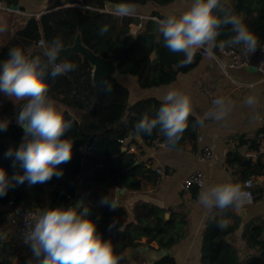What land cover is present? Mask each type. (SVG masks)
Wrapping results in <instances>:
<instances>
[{
  "label": "trees",
  "instance_id": "1",
  "mask_svg": "<svg viewBox=\"0 0 264 264\" xmlns=\"http://www.w3.org/2000/svg\"><path fill=\"white\" fill-rule=\"evenodd\" d=\"M174 0H126L134 6H145L149 3L157 6L170 5ZM6 7L18 6L20 0H0ZM107 2L118 4L122 0H60L47 6L48 31L53 35L76 34L79 31L83 43L104 59H112L117 67V76L137 78L140 89H151L172 83L179 73H186L200 58L180 65L184 59L182 53H173L164 46V39L159 30V21L165 16L154 12L152 17L157 21L147 20L142 30L135 36L130 34V26L140 20L131 16H117L106 12ZM225 9L237 16L249 17L244 23L258 38V44H264V0H232ZM65 6H73L65 8ZM223 15L222 12L219 13ZM107 26L103 35L100 29ZM234 33L231 26L221 30L219 41L229 39ZM41 40L39 21L31 17L26 26L18 31L8 45L0 51V62L8 57L9 49L20 47L25 55L40 56L46 60L44 53L38 50ZM65 62L74 64L75 70L55 78L46 77L48 92L53 99L62 96V103L77 115L68 111L62 112L71 127L65 133L73 140L72 157L67 163L57 166L63 170L62 177H53L49 182L29 186L27 181L11 188L6 196L0 197V264H14L20 250L13 241L6 240L3 233L4 213L12 202L13 207L32 211L47 207L63 206L69 201H82L91 210V218L97 224V231L106 240H111L114 254L119 258L127 251L141 246L140 239L146 244L157 242L160 250L169 251L184 235L185 216L170 212L166 219V210L150 204L136 205L129 212L121 205L112 207L101 205L99 201L105 195L114 202L116 189L139 191L142 179L150 173L142 164H137L133 152L122 151L134 144L141 147L130 136L132 134L143 140L142 144L150 145L158 140L171 149H179L186 139H195L200 126L199 120L189 115L188 127L179 142L172 146L167 144L159 128L148 134L137 135L135 125L144 117L155 118L161 106L160 101L143 99L132 106L128 104V90L119 83L117 76L100 80L96 85L91 82V68L82 63L76 55L69 56ZM61 63H63L61 61ZM48 71H51L49 66ZM111 85V91H105V85ZM22 103H4L0 115H18ZM24 136V129L14 120L8 122L6 130H0V168L12 176L18 169L12 167V160L6 156L8 150L18 148ZM123 141H128L123 144ZM88 150H82L83 146ZM240 163L241 160L237 157ZM246 163L243 162V165ZM261 168L264 169V166ZM260 172V171H259ZM255 171L254 173H259ZM250 173H238L241 188ZM195 197L198 188L192 187ZM117 194V193H116ZM226 219L232 222L230 227H219L217 218H211L206 224L200 248V264H264V223L259 219L247 224L237 216L234 209L223 210ZM115 222V227L110 225ZM42 259V257H41ZM154 264H175L171 255L160 257Z\"/></svg>",
  "mask_w": 264,
  "mask_h": 264
},
{
  "label": "clouds",
  "instance_id": "2",
  "mask_svg": "<svg viewBox=\"0 0 264 264\" xmlns=\"http://www.w3.org/2000/svg\"><path fill=\"white\" fill-rule=\"evenodd\" d=\"M116 14L125 16L134 13L135 6L122 0L114 6ZM222 12L223 15L219 13ZM231 26L234 33L229 39L219 41L225 47L237 46L252 54L257 50L258 38L247 25L225 9L221 0H191L182 13L170 14L159 21V30L164 46L173 53H182L180 65L192 63L194 56L203 50L214 57L221 30ZM108 31L100 29L101 35ZM45 47L44 57L29 58L20 47L9 49L8 57L0 62V92L17 105V123L24 129V136L18 148L9 149L6 156L13 158L12 167L18 169L9 176L0 168V197L6 196L11 188L27 181L29 186L49 182L54 176H63L57 166L67 163L72 157L73 140L65 136L71 127L66 122L56 101L47 95L46 77L55 78L75 70L68 62L57 63L63 44L54 38ZM51 66V71H48ZM111 91V85H105ZM253 104L254 98L246 101ZM214 108L205 118L223 119L228 111V102L219 97L213 101ZM191 98L175 89L163 97L155 118L144 116L136 125L135 133L150 135L157 127L169 145H176L188 127L191 113ZM198 123L203 125V121ZM8 121H0V130H6ZM249 193L232 182H222L202 188L199 201L206 209L235 211L249 202ZM101 205L115 207L107 196L99 201ZM24 242L31 248L36 264H118L111 240L103 238L97 231V224L91 218V210L78 201L72 207H47L35 214L26 215ZM115 227V222L109 226ZM219 227H225L220 224ZM42 257V259H41ZM32 264V261H29Z\"/></svg>",
  "mask_w": 264,
  "mask_h": 264
},
{
  "label": "crops",
  "instance_id": "3",
  "mask_svg": "<svg viewBox=\"0 0 264 264\" xmlns=\"http://www.w3.org/2000/svg\"><path fill=\"white\" fill-rule=\"evenodd\" d=\"M56 1L60 0H20L17 8L10 7V11L0 13V51L26 26L31 17L39 21L43 45L50 44L54 38H59L63 47L70 46L74 33L53 35L48 31L50 12L45 9ZM231 2L232 0H226V4ZM190 4L191 0H174L167 6L151 3L135 6L134 13L126 15L140 20L138 24L130 26L131 36L135 37L147 20L158 22L156 17L151 16L152 13L156 12L165 17L179 14ZM241 20L248 21L249 17L242 16ZM33 49L27 52V56L33 53ZM57 63H61V59ZM117 79L128 90L129 106L149 98L162 102V97L170 89H175L191 98L190 116L203 121V125L200 124L198 128L197 137L186 139L179 149L138 142L141 147L130 144L134 147L133 153L136 155L137 164H142L150 173L142 179L139 191L124 189V193L118 195L115 191L116 205H121L129 212V221L132 220V210L136 205L150 204L165 209L166 219L172 211L185 216L186 224L183 228V237L169 251L160 250L157 242L146 244L145 238H141V246L127 251L120 257L118 264H154L163 256V252L171 255L175 264H200V248L208 220L215 217L225 227L232 225V222L226 219L223 210L216 208L209 210L200 203L199 194L202 188L229 181L239 185L238 173H250L248 179H255L260 183L256 193L264 190V169L261 168L264 166V78L259 72L248 68L223 70L207 57L199 58L186 73H179L174 82L156 88L140 89L137 78L133 76H117ZM219 97L228 102L227 115L221 120L205 118L206 113L214 108L212 100ZM249 97L254 98L253 104L246 102ZM56 98L54 100L61 113L68 111L77 115V112L62 103L61 95ZM0 100L4 103H14L2 92ZM5 120L17 122V115H0V121ZM124 144L128 145V141ZM204 148L210 150L212 158L201 162L198 157ZM237 157L242 163L235 161ZM243 162L246 164L243 165ZM157 170H161L162 174L157 173ZM195 171L204 174L205 183L193 197L192 189H183L181 183ZM255 171L260 172L257 174ZM45 206H48L47 203L43 208ZM242 208L245 211V215L240 217L243 224L256 219L264 223V200L257 196L251 204ZM27 255L29 260L36 263L33 254Z\"/></svg>",
  "mask_w": 264,
  "mask_h": 264
},
{
  "label": "built area",
  "instance_id": "4",
  "mask_svg": "<svg viewBox=\"0 0 264 264\" xmlns=\"http://www.w3.org/2000/svg\"><path fill=\"white\" fill-rule=\"evenodd\" d=\"M11 8L6 7L2 2H0V13L10 11ZM43 42L40 40L37 43V46H42ZM214 57H209L204 53L203 50H200L196 53L195 56L200 58H211L217 65H219L223 70L226 69H236V68H252L255 69L262 78H264V44L257 46V50L250 54L247 51L241 50L240 47L230 46L225 47L223 45H219L214 50ZM215 99L212 100V102ZM4 106V102L0 100V108ZM123 144L125 141L122 142ZM150 144L155 146H164L158 140H154ZM125 149L129 152L134 151L133 146L125 147ZM82 150H88L87 146H83ZM199 160L201 162L208 161L212 158L211 152L208 148H204L199 155ZM157 173L162 174L161 170H157ZM205 183V176L201 171H195L186 177L181 185L182 188L187 190L192 187H196L201 189ZM260 186V183L255 179H247L243 182L241 186V190L249 193V202L244 205L251 204L255 198L258 196L260 199L264 200V190L260 193H256V189ZM118 192L119 189H116ZM73 201H69V206L72 207ZM8 209L4 213L5 224L3 226L4 229L8 231V235L10 236L7 240L13 241L15 246L22 252L27 254H32L31 248L28 244L24 242V232L26 230V215L27 214H35L40 209L37 210H24L19 207H13L12 202L8 204ZM42 209V208H41Z\"/></svg>",
  "mask_w": 264,
  "mask_h": 264
},
{
  "label": "water",
  "instance_id": "5",
  "mask_svg": "<svg viewBox=\"0 0 264 264\" xmlns=\"http://www.w3.org/2000/svg\"><path fill=\"white\" fill-rule=\"evenodd\" d=\"M116 4L107 2L105 5L106 12L115 13L114 6ZM73 7V6H65V8ZM12 8H17V6H13ZM38 50L40 52H45V47L39 46ZM78 56L82 63H87L91 68V82L92 85H96L100 80L114 77L117 74V67L112 59H104L99 54H96L91 49H89L82 40V35L79 31L76 32L74 39L72 41V44L68 47H63L60 51L58 60L61 59L62 62H65L66 59L69 56ZM57 60V61H58ZM249 70L256 71L255 69L248 68ZM132 140H135L139 144L143 143V140L139 138L138 136L132 134L130 136ZM122 151H126L125 148L122 149ZM124 189L117 192V195L119 193H124ZM115 205L116 202L114 201ZM235 214L239 217H243L245 215V211L243 208L239 210V212L234 211ZM163 256H166V252H163Z\"/></svg>",
  "mask_w": 264,
  "mask_h": 264
},
{
  "label": "rangeland",
  "instance_id": "6",
  "mask_svg": "<svg viewBox=\"0 0 264 264\" xmlns=\"http://www.w3.org/2000/svg\"><path fill=\"white\" fill-rule=\"evenodd\" d=\"M79 200H76V201H74L73 202V204H72V206H75L76 204H77V202H78ZM3 230V233H4V237H5V239L7 240L10 236L8 235L9 233H8V231L6 230V229H2ZM25 252H22V251H20V253L19 254H22L21 256L19 255V257H18V259H15L14 260V264H29V261H32V264H36L33 260H29L28 258V255H27V253H25ZM27 258V259H26Z\"/></svg>",
  "mask_w": 264,
  "mask_h": 264
}]
</instances>
